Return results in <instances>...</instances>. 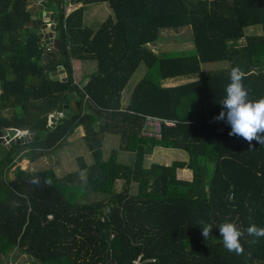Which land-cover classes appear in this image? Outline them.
Returning a JSON list of instances; mask_svg holds the SVG:
<instances>
[{
	"label": "trees",
	"instance_id": "1",
	"mask_svg": "<svg viewBox=\"0 0 264 264\" xmlns=\"http://www.w3.org/2000/svg\"><path fill=\"white\" fill-rule=\"evenodd\" d=\"M31 1L0 0V127L34 131L0 159V264L14 250L30 264H264V237L246 231L252 223L264 227V144L230 136L226 119H214L232 67L244 73L250 99L264 96V0H40L53 11L59 49L27 58L24 39L37 23ZM69 1L78 6L67 11ZM96 2L112 14L91 28L82 23L83 5ZM255 24L262 33L245 35ZM184 26L190 49L148 47L162 31ZM72 59L95 61L84 83L74 80ZM214 61L227 65L201 70ZM141 63L144 73L123 106L122 92ZM57 66L66 80L49 76ZM62 99L74 109L47 128ZM147 116L159 119L158 136L147 134ZM78 126L90 164L77 156L78 169L61 176L15 165L46 155ZM105 133L119 136L106 158ZM156 146L181 149L187 159L145 165ZM118 150L132 152L130 164L117 161ZM177 168L191 178L177 177ZM225 220L244 232L240 255L223 246L218 225ZM201 221L212 225L206 240Z\"/></svg>",
	"mask_w": 264,
	"mask_h": 264
},
{
	"label": "rangeland",
	"instance_id": "2",
	"mask_svg": "<svg viewBox=\"0 0 264 264\" xmlns=\"http://www.w3.org/2000/svg\"><path fill=\"white\" fill-rule=\"evenodd\" d=\"M95 13H92L94 7L99 8ZM107 8V9H106ZM106 10V11H105ZM112 14L110 8L106 2H96L89 5L85 11L83 18V25L95 28L98 24L103 21L107 15ZM245 35L251 34H261L262 29L259 24L246 26L244 29ZM148 47L156 53L163 51H182L188 50L192 47L191 29L189 26L181 27L177 31L164 30L162 31L159 38L153 43L149 44ZM90 63L95 64L94 60H89ZM227 65L226 61H214L205 62L200 64L201 70H215ZM144 65L141 63L137 66L133 72L131 78L129 79L125 91L130 92L133 85L138 81V79L144 73ZM195 78V76H178L165 80V85H173L177 83H182L190 79ZM119 144V136L114 133H105L103 137V144L101 147L102 155L106 158L112 149H116ZM77 156H81L86 164L92 162V156L88 150L83 138L79 135V131L75 130L71 135H69L68 140L46 155L39 157L33 161L27 163L25 160L19 159L15 162V165H19L21 168H27L29 170H42L46 168H52L54 172L61 176L67 172L75 171L78 169ZM187 159V153L178 148L172 147H154L152 152L145 156V165L150 162H157L161 164H170L174 160H185ZM117 161L123 164H130L132 161V152L130 151H117ZM180 170V168L176 169ZM85 172H82V177L84 179ZM177 176V174H176ZM183 175L179 173L177 177H182ZM121 181L116 182V187L120 188ZM98 194H92V197H98Z\"/></svg>",
	"mask_w": 264,
	"mask_h": 264
},
{
	"label": "clouds",
	"instance_id": "3",
	"mask_svg": "<svg viewBox=\"0 0 264 264\" xmlns=\"http://www.w3.org/2000/svg\"><path fill=\"white\" fill-rule=\"evenodd\" d=\"M243 79L244 73L239 67L230 69V82L226 85V94L220 102L223 109L214 119H226V122L231 126L230 136H240L249 143L256 140L260 144H264V96L259 99H250ZM31 183L38 184V178H33ZM201 225H203L201 227L202 236L206 240L212 232V225L203 221H201ZM218 229L224 248L237 255L242 254L243 247L240 237L244 235V232L235 223L228 220L220 223ZM246 231L249 236L264 237V227H258L255 223L250 224ZM256 242V240L252 241V243Z\"/></svg>",
	"mask_w": 264,
	"mask_h": 264
},
{
	"label": "water",
	"instance_id": "4",
	"mask_svg": "<svg viewBox=\"0 0 264 264\" xmlns=\"http://www.w3.org/2000/svg\"><path fill=\"white\" fill-rule=\"evenodd\" d=\"M30 12L38 22L28 26V34L24 39L25 57H50L53 52H46L43 46H48L54 50L59 49V39L55 37V23L52 21L53 14L50 13V8L43 6L41 3L35 4ZM50 13L46 16V13ZM42 64L41 60L37 61V65ZM49 76L53 80H66V75L63 69L57 66L56 69L49 72ZM68 100L62 99L59 104L60 111L56 114H51L48 118L47 128H52L56 123L61 122L68 116ZM18 128L15 127H0V159H2L12 148L14 144L25 143L33 137L34 131L31 129L26 134H18Z\"/></svg>",
	"mask_w": 264,
	"mask_h": 264
},
{
	"label": "crops",
	"instance_id": "5",
	"mask_svg": "<svg viewBox=\"0 0 264 264\" xmlns=\"http://www.w3.org/2000/svg\"><path fill=\"white\" fill-rule=\"evenodd\" d=\"M37 3L43 4L40 0H36V1L32 0L28 4V8L31 9ZM90 4H92V3L83 5L82 23H83V18H84L85 11L87 10V8L89 7ZM43 6L48 7V6L44 5V4H43ZM77 6H78V4H74V3L69 1V2H67L66 10L70 11V10L76 8ZM100 7H102V6H99V8L94 7L92 9V11H93L92 13H95L98 9H100ZM94 10H95V12H94ZM50 13L53 14V11L51 10V8H50ZM50 13L47 12L46 16H49ZM31 15H32V18L36 22H38L37 18H35L32 13H31ZM52 21H53V19H52ZM55 37H57L56 33H55ZM43 49H44V51H46L47 45L43 46ZM50 50L46 51V52H51ZM53 54H54V52H53ZM89 60H92V59H84V60H82V59H72L71 60V65H72V70H73V77H74V80L77 83H80V84L84 83L86 81V79H87V76L91 72H93L95 70V64L90 63ZM59 67H61L63 69L64 73H65L64 68L62 66H59ZM65 75H66V73H65ZM129 96H130V92L123 90V92H122V105L123 106H125L127 104ZM67 105H68V111H71V110L74 109L75 103H74L73 100H68V104ZM52 114H56V113H52ZM75 130H78L79 131V135L82 136L83 129H82L81 126H78ZM68 137H67L66 141L68 140ZM23 160H25L27 163H30L29 160H27L26 158H23ZM12 169L13 168H11L10 171L7 173L9 178H12ZM179 173L183 175L181 177L183 179H190L191 178V171L189 169H187V168H180V170H177V172H176L177 176L179 175ZM23 262H27V259L25 258V256L23 254L19 253L17 250H14L9 256H7V258H5V260L2 262V264H22Z\"/></svg>",
	"mask_w": 264,
	"mask_h": 264
},
{
	"label": "built area",
	"instance_id": "6",
	"mask_svg": "<svg viewBox=\"0 0 264 264\" xmlns=\"http://www.w3.org/2000/svg\"><path fill=\"white\" fill-rule=\"evenodd\" d=\"M51 48L47 46V49L46 51H49ZM146 124L147 126L151 127L152 130H149L147 132V134H153V135H156L158 136V133H159V119L155 118V117H152V116H147L146 117ZM163 122L167 125H173L174 124V121L173 120H167V119H162ZM19 133L18 134H26L28 133L27 130H21V129H18ZM50 217V215H49ZM135 263H137V261H135ZM22 264H30L29 262H23Z\"/></svg>",
	"mask_w": 264,
	"mask_h": 264
},
{
	"label": "bare ground",
	"instance_id": "7",
	"mask_svg": "<svg viewBox=\"0 0 264 264\" xmlns=\"http://www.w3.org/2000/svg\"><path fill=\"white\" fill-rule=\"evenodd\" d=\"M156 148V147H155Z\"/></svg>",
	"mask_w": 264,
	"mask_h": 264
}]
</instances>
